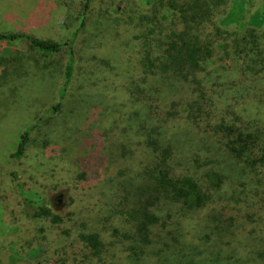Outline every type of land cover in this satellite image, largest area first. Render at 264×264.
Instances as JSON below:
<instances>
[{
    "label": "rangeland",
    "instance_id": "obj_1",
    "mask_svg": "<svg viewBox=\"0 0 264 264\" xmlns=\"http://www.w3.org/2000/svg\"><path fill=\"white\" fill-rule=\"evenodd\" d=\"M135 1L92 0L90 12L87 0H0L1 34L74 40L75 49L66 96L51 113L65 81V55L44 57L21 42L0 43V72L9 62L15 68L8 66L14 86L0 89V190L27 199L24 220L44 230L49 257L39 264H264V162L250 165L264 154V79L251 81L245 67L221 57L188 81L149 68L146 31L133 23L142 11ZM117 9L122 14L112 13ZM223 23L264 29V0H232ZM36 123L24 157L12 159L21 134ZM144 126L162 132L179 171L201 180L208 206L188 211L163 198L155 202L148 173L158 160L145 144ZM226 127L258 136L242 160L229 148L238 133ZM80 137L106 157L91 182L78 178ZM211 172L225 176L219 188ZM140 205L161 218L147 247L124 237L132 231L128 213ZM44 206L64 222L34 219ZM9 220L0 205V264H31ZM83 232L100 235V256L76 250Z\"/></svg>",
    "mask_w": 264,
    "mask_h": 264
},
{
    "label": "trees",
    "instance_id": "obj_2",
    "mask_svg": "<svg viewBox=\"0 0 264 264\" xmlns=\"http://www.w3.org/2000/svg\"><path fill=\"white\" fill-rule=\"evenodd\" d=\"M59 1L72 3L76 0ZM104 1L108 3V0ZM122 1L125 5H129L131 2V0ZM145 1L146 6L140 5L139 0L135 1L133 8H142V11L138 12V17L134 18L133 23L136 28L139 27L146 31L144 37L147 39L148 54L145 56V61L149 62V68H160L188 81L190 76L194 77L197 72H203L206 64L212 62V59L221 57L223 62L228 65L233 62L235 66L241 64V67H245L246 76L251 81L255 82L259 78L264 79V29L248 27L244 31H239L235 26L226 28L223 19L229 11L232 0ZM91 4L92 0H87L85 6L90 12H92ZM112 13L122 14L119 9ZM121 25H123V20ZM15 42L28 45L44 57L59 52L65 55V81L59 89L60 101L53 106L50 112L60 111L61 102L66 96L74 74V40L58 43L41 40L27 32L0 33V43L11 45ZM8 66L15 69L14 62H9V65H5L4 69L1 70L0 89L14 86L15 72L13 75ZM193 79L196 80V78ZM36 125L37 123L23 131L18 144L10 154L12 159L21 160L24 157L30 134ZM141 128L146 138V146L150 148L158 160L155 167L148 173L155 202H160L163 198L169 204L179 205L188 211L208 206L211 202V196L203 190L205 185L201 183L198 177L179 171L172 159V148L162 143V132L157 127L147 128L144 126ZM225 130L229 131L231 135H234L235 132L238 133L237 138L229 146L230 153L238 160L247 157L249 142L257 140L258 136L254 133H248L244 136L242 132L236 131L232 127H226ZM92 142L88 137H80L77 140L78 152L75 162L79 168L78 178L83 182L95 180L93 175L106 161V157L100 151L93 150ZM248 158L250 159V157ZM259 162H264V154L259 158H254L250 165L255 168L254 166ZM4 169L5 166L0 164V171L2 172ZM207 176L213 178L218 188L225 179V176L219 172H211ZM63 200L64 196L62 195L58 202ZM27 203V199L17 196L12 189L0 190V205L13 225L15 242L21 245L22 251L30 261L29 263L39 264L45 255L49 257L48 251L43 248L46 237L42 228L33 229L24 220L23 214ZM128 215L131 219L129 222L132 231L131 235L124 234V237L137 245L147 247L152 242V228L160 224L161 218L151 212L147 205H140L130 211ZM48 217L52 218L55 224H61L65 220L49 206L40 207L33 214L34 219ZM161 226L166 225L161 223ZM79 239L80 244L76 245L77 251L88 248L95 256H100L103 252L104 244L98 233L83 232L79 235ZM138 249L139 247H135L134 250L136 251L134 252L137 253ZM48 264L57 263L49 261Z\"/></svg>",
    "mask_w": 264,
    "mask_h": 264
}]
</instances>
